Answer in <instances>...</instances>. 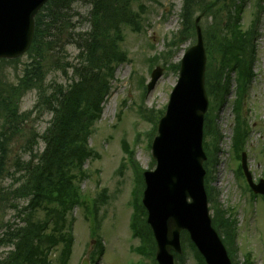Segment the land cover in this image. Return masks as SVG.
<instances>
[{
    "label": "trees",
    "instance_id": "obj_1",
    "mask_svg": "<svg viewBox=\"0 0 264 264\" xmlns=\"http://www.w3.org/2000/svg\"><path fill=\"white\" fill-rule=\"evenodd\" d=\"M74 0H50L36 16L29 60L22 74L12 84L0 77V247H9L0 264H67L73 244L71 213L76 206L85 210V215L96 220L99 200L86 201L77 185L85 176L84 163L92 157L93 150L88 140L95 122L101 115V103L108 95L115 67L127 60L121 47L122 29L141 27L137 5L145 9L143 0H89V25L85 32H71L75 28L70 11ZM150 1V0H146ZM248 0H183L181 29L178 36L183 39L194 35L192 14L199 7L204 16L219 18L208 31L206 50L208 53L205 87L209 96V109L204 120V142L208 156L207 165L216 161L219 132L215 125L216 113L229 92L230 73L236 74L237 126L233 144L238 149L246 135V124L238 109L241 97L247 91L252 78V62L255 55L257 35L256 19L246 30L240 28V14ZM262 0H259V2ZM57 40H61L57 42ZM78 49L77 62L64 67L60 65L54 48L65 43ZM0 62H13L1 60ZM66 67L71 68V77L66 85L46 83L47 75ZM36 90L37 105L51 114L45 131L32 133V140L23 146L29 154L24 161L16 157L9 163V145L23 131L27 113H20L18 99L30 90ZM39 138L44 143L40 153L33 152ZM132 156L131 151H129ZM135 167L136 183L133 191L135 212L132 218L134 236L141 240L135 250L147 261L136 264H155L154 241L145 221V211L140 204L143 180L138 165ZM4 178H10L8 186H2ZM211 190V199H212ZM210 197V196H209ZM102 199V198H101ZM24 203L20 205V202ZM214 228L222 236L230 256L234 248V222L225 218L224 211L214 201L212 204ZM14 211V216L4 221L2 214ZM38 211L43 215L37 217ZM183 240L189 243L195 256L202 257L185 233ZM99 254L102 248L99 245ZM53 255V256H52ZM175 264H186L185 253L175 256Z\"/></svg>",
    "mask_w": 264,
    "mask_h": 264
},
{
    "label": "rangeland",
    "instance_id": "obj_2",
    "mask_svg": "<svg viewBox=\"0 0 264 264\" xmlns=\"http://www.w3.org/2000/svg\"><path fill=\"white\" fill-rule=\"evenodd\" d=\"M142 3L145 5L143 10L134 6V10L140 14L141 30L135 32L127 26L123 27L122 48L128 59L115 69L110 92L102 104L101 117L95 122L89 139L94 155L82 167L85 176L77 180L86 201H100L97 232L94 237L91 235L92 225L85 218L84 209L76 207L72 213L73 246L67 264H80L81 259L93 249L94 238L101 239L105 246L104 253L95 264H130L144 259V256L132 250V247L139 244V240L132 237L128 226L132 213L135 172L127 160L125 149L132 151L141 170L154 167L155 162L148 146L152 119L160 110L165 109L169 93L176 83L178 71L172 66L179 62L195 39L192 36L183 39L179 37V41L171 43L172 35L181 27L179 14L183 0H143ZM90 7L89 0L73 1L70 13L75 28L71 32L75 37L77 32L88 29ZM255 9V0L244 4L241 21L243 28L249 25ZM199 13L198 7L192 14L193 21ZM218 20L220 21V17L214 19L209 14L201 19L200 24L204 31H208ZM175 36L178 37V33ZM256 39L255 77L248 92L244 114L251 126L246 147L248 165L255 178H258L264 177V2ZM63 42L65 43L54 48V52L60 65L64 67L66 63L72 65L77 62V49L74 44L66 43V40ZM28 60V55L24 54L17 61L0 62V77H4L9 83H16ZM156 66L163 69L162 76L154 89L146 92L150 73ZM65 72L63 68L50 72L46 83L66 85L71 77V68L66 67ZM233 95V92L228 95V102L218 113L221 152L218 163L212 169L211 185L218 191L216 200L221 208H228L237 220L238 252L234 255V261L237 264L243 263L244 254L248 252L250 264H264V201L260 198L251 201L249 195L243 192L242 180L234 178L237 161L229 154L233 125L230 101ZM18 109L21 113H27V118L23 123L22 133L15 136L9 145L10 164L18 156L24 160L29 159V154L23 152L25 142L32 140V133L42 134L51 118L49 112L37 105L34 89L20 96ZM36 139L33 150L41 152L44 144L39 138ZM122 140L126 142L125 149L122 147ZM9 181L10 178L5 179L2 185H8ZM102 193L106 198L100 200ZM36 215L41 217L43 212L38 211ZM2 217L4 221L12 219L13 211H5ZM7 251L8 247H0V258ZM186 259V264H199L190 249L186 251Z\"/></svg>",
    "mask_w": 264,
    "mask_h": 264
},
{
    "label": "water",
    "instance_id": "obj_3",
    "mask_svg": "<svg viewBox=\"0 0 264 264\" xmlns=\"http://www.w3.org/2000/svg\"><path fill=\"white\" fill-rule=\"evenodd\" d=\"M49 0H0V58H16L30 46L34 18ZM200 16L195 19L197 23ZM195 45L184 54L177 84L164 116L159 120L151 154L152 171L144 172L143 203L157 241L158 264H173L171 250L180 252L179 235L187 230L204 256L206 264H231L226 250L211 226L203 188L201 147L203 115L207 108L204 89L205 50L201 29L196 24ZM161 70L156 68L148 84L150 90ZM243 168L249 174L243 157ZM263 192V184L256 187ZM190 199V201H188ZM81 264H89L84 258Z\"/></svg>",
    "mask_w": 264,
    "mask_h": 264
}]
</instances>
